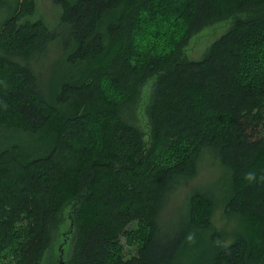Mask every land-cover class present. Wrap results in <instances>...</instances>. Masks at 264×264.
<instances>
[{
  "label": "trees",
  "instance_id": "trees-1",
  "mask_svg": "<svg viewBox=\"0 0 264 264\" xmlns=\"http://www.w3.org/2000/svg\"><path fill=\"white\" fill-rule=\"evenodd\" d=\"M53 1L65 32L33 19V0L0 21V264H264V183L244 180L264 171V0ZM50 46L62 57L49 64ZM149 81L145 138L125 109ZM201 152L225 173L218 201L236 228L222 243L217 199L193 191L154 249L170 182L193 178Z\"/></svg>",
  "mask_w": 264,
  "mask_h": 264
},
{
  "label": "rangeland",
  "instance_id": "rangeland-1",
  "mask_svg": "<svg viewBox=\"0 0 264 264\" xmlns=\"http://www.w3.org/2000/svg\"><path fill=\"white\" fill-rule=\"evenodd\" d=\"M11 2H13V0H0V21L7 14L5 5ZM33 2L35 7L34 16H32L33 19L42 21L49 31L55 32L56 34L65 32L66 27L59 24V16L61 13L60 8L53 0H33ZM228 25L229 20L213 23L202 29L198 34L190 39L184 48L186 50V59L189 61L199 60L206 51L208 45L212 41L216 40L225 31ZM51 46L48 50V55L46 54V57L43 58L44 63L49 62L50 64L54 59L61 60L62 55H59L61 54V50L59 51V49H55L54 47L52 48ZM66 69L68 70V68ZM150 82L151 81H149L146 86L143 87L144 89L138 95L137 100L133 104L126 106L127 109H125L128 111V122L131 125H134L139 132L143 133L145 138L148 136V128L146 124L147 119L146 115L144 114V104L146 101L145 91H147V87L150 85ZM197 163V172L195 171L196 174L193 176V178L174 176L171 180V192L164 198L163 205H165V207H163V210L161 211V222L158 221L154 249L160 247L163 244L162 237L167 233H170V230L173 231L182 225L184 226L186 223V196L193 191L210 193V195L217 199L210 223L221 235L222 243H226L232 232H234L237 225L236 218L224 216L223 204L218 201L220 197H222L221 193L223 194L224 191L225 173L222 172L215 165L216 163H214V161L211 160L204 152L199 154ZM67 210L68 208L63 210L58 223L59 225L57 224L54 228V231H52L51 247L53 249H55L56 246L61 243V234L63 232H67L68 224L62 219V217L65 216ZM131 229H133V224L127 227V230ZM67 234L70 236L68 235L67 237ZM67 234H65L66 241L64 242L65 245L63 247V259L66 257V254H68L70 238H72L71 233ZM121 245L124 255L134 256L136 254V248L134 245L127 246L124 242V239H121Z\"/></svg>",
  "mask_w": 264,
  "mask_h": 264
},
{
  "label": "clouds",
  "instance_id": "clouds-1",
  "mask_svg": "<svg viewBox=\"0 0 264 264\" xmlns=\"http://www.w3.org/2000/svg\"><path fill=\"white\" fill-rule=\"evenodd\" d=\"M244 180L248 183V185L264 183V171H262L259 175L256 171H249L244 174ZM188 239L192 240L193 236L190 235Z\"/></svg>",
  "mask_w": 264,
  "mask_h": 264
}]
</instances>
